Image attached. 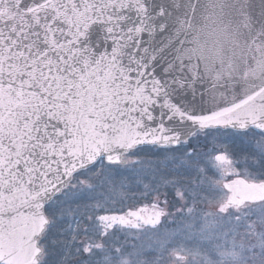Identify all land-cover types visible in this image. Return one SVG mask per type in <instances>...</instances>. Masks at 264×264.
Returning a JSON list of instances; mask_svg holds the SVG:
<instances>
[{"label":"snow or ice","instance_id":"obj_1","mask_svg":"<svg viewBox=\"0 0 264 264\" xmlns=\"http://www.w3.org/2000/svg\"><path fill=\"white\" fill-rule=\"evenodd\" d=\"M0 264H264V0H0Z\"/></svg>","mask_w":264,"mask_h":264}]
</instances>
